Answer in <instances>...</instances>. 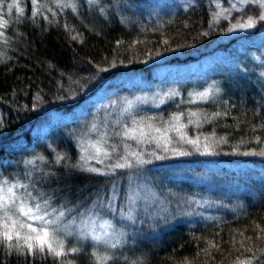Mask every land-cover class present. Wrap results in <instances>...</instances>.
Instances as JSON below:
<instances>
[{"label":"trees","instance_id":"1","mask_svg":"<svg viewBox=\"0 0 264 264\" xmlns=\"http://www.w3.org/2000/svg\"><path fill=\"white\" fill-rule=\"evenodd\" d=\"M118 1L128 10L115 12ZM144 1L0 0V176L51 211L83 214L114 190L124 199L130 174L145 170L163 207H141L118 247L72 238L60 256L7 239L0 222V264H264V36L248 40L264 30L263 3L183 0L151 15L133 6ZM208 55L222 59L189 75L154 70ZM129 72L142 77L121 90L129 98L174 88L159 105L103 121L90 110L45 139L33 133ZM141 125L148 131H129ZM86 137L105 138L114 163L131 166L87 168ZM244 162L256 168L226 165Z\"/></svg>","mask_w":264,"mask_h":264},{"label":"rangeland","instance_id":"2","mask_svg":"<svg viewBox=\"0 0 264 264\" xmlns=\"http://www.w3.org/2000/svg\"><path fill=\"white\" fill-rule=\"evenodd\" d=\"M182 1L183 0H147L144 2H135L133 6L143 7L147 13L152 15L160 11L161 8H169ZM256 2L263 3L262 11H264V0H229L227 8H229V10H240L253 3L257 4ZM127 5L126 3L118 1L117 3L115 2L111 8L116 12L120 7L127 9ZM248 30L249 28H241L242 32ZM258 32V34L246 38L252 40L251 37H253V40H257L264 36L263 29ZM238 34H240L239 31ZM220 59H222V56L208 55L187 63H160L154 66V70L159 76L189 75L192 72L203 71ZM140 82H142V77L139 73L129 72L121 74L111 79L98 92L88 97L83 103H80L71 113L64 114L59 111L53 112L48 119L34 128L33 133L45 139L58 127L72 120L79 119L81 114H86L90 110L99 113V120L103 121L112 118L115 112L124 113L131 111L141 103H154L159 105L162 103L163 98L169 96L171 89L174 88L166 87L169 89L165 88L164 91L159 90L157 93H152V95L134 98H129L128 95H122L123 91L121 90L124 87L133 86ZM198 93V96L205 98L209 92L205 90ZM129 131L134 134L135 131L139 134H143L145 131H148V127L146 128L144 125H141L137 126V128L129 129ZM97 132L100 131L97 130ZM79 144L87 168L108 171L112 170L115 164H118V162L114 163V153L108 148L105 138L86 137L84 140L80 141ZM178 164L183 165L191 171L195 168L193 161L183 160ZM226 165L229 166L230 169H235L238 172H241V169L245 167H250L251 169L256 168V165L251 162L229 163ZM166 166H168V164H166ZM165 170V168L162 169V171ZM246 176L248 177V174ZM149 178L145 170H138L136 174H130L128 177L126 184L127 192L124 199H121L118 192L114 190L109 201L102 203V201L98 200L96 203L94 202L92 204L91 207L93 208H90L83 214H74L68 210H60L59 212L51 211L45 204L38 202L31 194L27 193L22 183L8 181V179L0 176V222L3 227V232H8L12 236V239H18L25 245L31 243L32 247L40 246L39 242L34 238L26 240V237H35L36 235L31 229L27 228V224L32 223L38 230L45 226L40 220H32L25 217L23 212L20 211L22 207L25 211L31 208L32 216L42 215L45 217V220L52 221L51 224L47 225L50 232L47 242L51 243L55 249L60 248L56 241H60L63 247L65 242L72 238L93 241L96 244L110 246L112 248L118 247L123 244L122 242L125 241L126 238L125 232L127 231L123 229L122 226L135 223V220L138 219V213L141 207H144L145 213L155 208L157 194ZM9 188H12L11 193L8 192ZM37 204L41 206L40 212L36 211L35 206ZM158 206L154 209L153 214L159 212V210L163 208L162 205ZM17 231L19 232V237L16 236ZM46 246L47 244L44 245V247Z\"/></svg>","mask_w":264,"mask_h":264},{"label":"snow or ice","instance_id":"3","mask_svg":"<svg viewBox=\"0 0 264 264\" xmlns=\"http://www.w3.org/2000/svg\"><path fill=\"white\" fill-rule=\"evenodd\" d=\"M259 20L260 21H264V14H261L259 16ZM255 23H256V21H254L253 18L250 17L245 23L240 24L239 27H241V28H252V27L255 26ZM187 143L195 145L197 143V141L188 140ZM139 162L143 163L144 161L140 160ZM126 166L130 167L131 165H128V164H117L116 165V167H118V168H123V167H126ZM93 171H95V169H93ZM8 192L11 193L12 192V188H9ZM35 207H36V211L37 212L41 211V206L39 204H37ZM20 211L23 212V215L25 217H28V218H30L32 220H40L45 225L42 229L38 230L36 227L33 226L32 223L27 224V228L31 229V231L33 233H36V235H35V237H26V240L34 238L35 240H37L39 242L41 251H43L44 245L47 244L48 249L53 251L57 256L62 255V252L56 251V249L53 248L52 244L47 242L48 238H49V235H50L49 228L47 227V225L51 224L52 221L45 220V217L42 216V215L41 216H32L31 215V213H32V209L31 208H28V210L25 211L24 208L22 207V208H20ZM5 236L9 240L12 239V236L8 232H5ZM16 236L19 237V232L18 231L16 232ZM56 243L58 244V246L62 247V243L60 241H56ZM28 248H30V249L32 248V244L31 243L28 244ZM73 251H75V249H73Z\"/></svg>","mask_w":264,"mask_h":264},{"label":"bare ground","instance_id":"4","mask_svg":"<svg viewBox=\"0 0 264 264\" xmlns=\"http://www.w3.org/2000/svg\"><path fill=\"white\" fill-rule=\"evenodd\" d=\"M79 106V105H78ZM75 110V109H74ZM69 114V113H68ZM81 116V115H80ZM80 118V117H79ZM78 120V119H77Z\"/></svg>","mask_w":264,"mask_h":264}]
</instances>
